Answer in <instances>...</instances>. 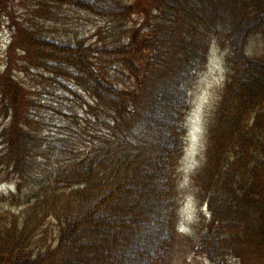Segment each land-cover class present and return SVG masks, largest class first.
Masks as SVG:
<instances>
[{"label": "trees", "instance_id": "trees-1", "mask_svg": "<svg viewBox=\"0 0 264 264\" xmlns=\"http://www.w3.org/2000/svg\"><path fill=\"white\" fill-rule=\"evenodd\" d=\"M5 29L0 264H172L189 196L195 255L264 264V0H0ZM213 51L224 81L185 178Z\"/></svg>", "mask_w": 264, "mask_h": 264}, {"label": "rangeland", "instance_id": "rangeland-1", "mask_svg": "<svg viewBox=\"0 0 264 264\" xmlns=\"http://www.w3.org/2000/svg\"><path fill=\"white\" fill-rule=\"evenodd\" d=\"M102 23L96 21V25ZM99 26V25H98ZM96 27V26H95ZM85 29L92 31V28H88L85 24ZM94 32H89L87 35H93ZM10 33L7 29L3 31L0 37V45H3L0 50V59L4 58V53L9 43ZM197 91L193 100L192 108L187 118L188 126V137L187 144L182 159V172L184 177L187 178L190 173L197 167L199 161L202 157V151L204 147V127L207 114L210 111L211 106L214 104L217 92L221 89L224 81V59L221 52L213 51L210 55L209 62L207 63L204 71L200 74L197 80ZM35 100L38 101L39 107L36 112L37 115H41L46 118L51 126L48 127L47 133L49 136H55L58 134L60 123L58 121V116L50 115L48 113V108L51 104L56 105L54 98L51 97L40 87L35 91ZM61 92H59L60 94ZM34 113V112H33ZM48 116V117H47ZM57 125V127H54ZM184 186V185H183ZM6 187H1L0 190ZM190 199V198H187ZM197 203L196 201L190 199L186 200L183 210H182V220L180 222V241L178 247L176 248L174 254V261L172 264H209L203 258L195 255L191 249V242L188 240L189 236L193 233V224L196 223V212L195 205L192 203Z\"/></svg>", "mask_w": 264, "mask_h": 264}]
</instances>
